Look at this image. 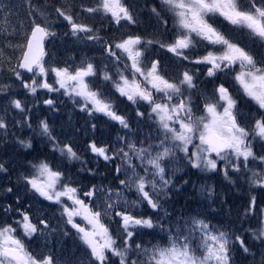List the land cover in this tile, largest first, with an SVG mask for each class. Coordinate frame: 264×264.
<instances>
[{"label": "snow or ice", "instance_id": "1", "mask_svg": "<svg viewBox=\"0 0 264 264\" xmlns=\"http://www.w3.org/2000/svg\"><path fill=\"white\" fill-rule=\"evenodd\" d=\"M0 17V264H264V0Z\"/></svg>", "mask_w": 264, "mask_h": 264}, {"label": "trees", "instance_id": "2", "mask_svg": "<svg viewBox=\"0 0 264 264\" xmlns=\"http://www.w3.org/2000/svg\"><path fill=\"white\" fill-rule=\"evenodd\" d=\"M13 2L14 3H19V0H13ZM0 18H2V17H0ZM58 37H63V36L57 35V37H55V38H58ZM67 119L68 118H66L62 122L58 121L57 126H59L61 123H66ZM79 120H81V117L79 116V114L74 115L73 121H79ZM99 122L102 123V118H101V120ZM111 131L114 133L115 132V128H113ZM23 151H25V150L21 149V152H23ZM188 175H190L192 180L196 181L197 184H199L201 182L200 177H199V175L197 173L190 172ZM185 178H187V177L178 174L177 184L180 183V180L185 179ZM246 187H247V185H245V188ZM225 190L227 191V189H225ZM193 192H194V189H193L191 183L186 185V186H182L180 191H174L173 192V198H174V201L176 202L177 206L180 205V204L185 203V197L186 196L187 197H191L193 195ZM242 195H243V192H233V191H229L228 192V199L230 200V202H231V204H232L234 209L239 204L242 203V200H241V196ZM197 198H199V197H197ZM241 211H242V209H241ZM65 247L68 250L74 249V242H73L71 237L65 238Z\"/></svg>", "mask_w": 264, "mask_h": 264}, {"label": "rangeland", "instance_id": "3", "mask_svg": "<svg viewBox=\"0 0 264 264\" xmlns=\"http://www.w3.org/2000/svg\"><path fill=\"white\" fill-rule=\"evenodd\" d=\"M71 44V40L65 39L64 37L54 38L50 41V50L56 53L66 52L71 48ZM66 118H68V111L65 108H62L61 112L54 117V120L56 124H58V121L62 122Z\"/></svg>", "mask_w": 264, "mask_h": 264}, {"label": "flooded vegetation", "instance_id": "4", "mask_svg": "<svg viewBox=\"0 0 264 264\" xmlns=\"http://www.w3.org/2000/svg\"><path fill=\"white\" fill-rule=\"evenodd\" d=\"M133 31H135L136 29H132Z\"/></svg>", "mask_w": 264, "mask_h": 264}]
</instances>
